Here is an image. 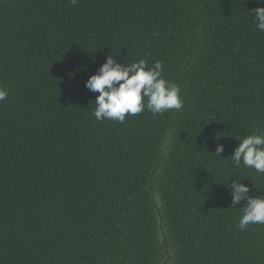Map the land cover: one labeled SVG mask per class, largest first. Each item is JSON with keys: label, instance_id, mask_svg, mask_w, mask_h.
<instances>
[{"label": "trees", "instance_id": "1", "mask_svg": "<svg viewBox=\"0 0 264 264\" xmlns=\"http://www.w3.org/2000/svg\"><path fill=\"white\" fill-rule=\"evenodd\" d=\"M260 6L0 0V264H264L231 188L264 196L231 157L264 130ZM108 55L161 61L182 109L96 120L85 82Z\"/></svg>", "mask_w": 264, "mask_h": 264}, {"label": "clouds", "instance_id": "2", "mask_svg": "<svg viewBox=\"0 0 264 264\" xmlns=\"http://www.w3.org/2000/svg\"><path fill=\"white\" fill-rule=\"evenodd\" d=\"M264 4V0H259ZM75 5L77 0H71ZM256 28L264 32V6L252 10ZM163 73L161 61H155L152 66L146 59L131 63L118 62L116 56L108 55L98 71L85 82V87L99 93L95 98L93 115L96 120H112L125 122L128 116L138 115L147 109L152 114H163L170 110H181L184 99L180 86L167 80ZM9 89L0 85V101L6 100ZM223 133L217 132L219 140ZM238 146L231 155L235 166L241 163L249 169L264 175V130L253 132L243 138L236 136ZM224 145L218 144L214 153L221 157ZM232 207H237L244 201L240 209L237 227L243 231L249 225H264V196L250 194L248 184L232 180Z\"/></svg>", "mask_w": 264, "mask_h": 264}]
</instances>
